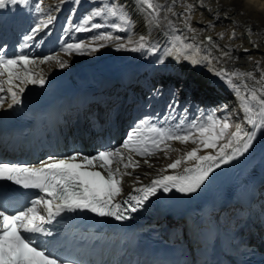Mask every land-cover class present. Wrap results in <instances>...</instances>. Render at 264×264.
Wrapping results in <instances>:
<instances>
[{
    "label": "bare ground",
    "instance_id": "6f19581e",
    "mask_svg": "<svg viewBox=\"0 0 264 264\" xmlns=\"http://www.w3.org/2000/svg\"><path fill=\"white\" fill-rule=\"evenodd\" d=\"M37 2L38 0H29L28 6L12 5L9 12H0V47L15 44L20 52L21 45L24 43V36L29 29L38 23L41 18L46 17L48 14L53 15L55 17L54 22L38 33L33 41H29L30 46L23 48L22 52L37 58L58 54L62 59L68 61V66L63 69L59 68L55 62L39 66L43 70L46 82L43 86L27 85L21 97V104L31 109L33 105H36L34 94L44 92L49 96L56 114L62 112L57 117L58 121L61 120V130L64 132L62 140L58 137L54 139L53 134H50L49 141L53 145L48 151H44V147H38L39 145L36 144L35 149L41 154H38L39 157L36 156L35 162L47 161L49 157L64 158L77 152L91 156L103 149L115 150L122 146L124 132V138H127L128 130L125 131V127L131 124L127 122L131 121L129 117L132 114H136V118L140 120L151 118L153 122H160L157 113L162 109V103L153 105L147 110L143 97L134 101L131 100L134 87L139 85L138 83L142 84H140L142 91L147 89L146 92H150V89L154 87L153 80L148 79L149 76L146 75L150 72L156 73V76L160 73L169 76L172 72L177 73L179 69L182 70L184 74L182 79L185 82L187 81L189 88L194 91L193 94L196 95L197 103H199L198 107L202 110L198 114L206 111L210 95L220 93L228 100L219 111L228 113L233 124L240 123L246 130L250 128L242 122L243 113L239 109L240 101L233 90L224 81L216 77L208 66L203 64L192 66L188 62L178 64L174 57L166 55L165 49L170 46L168 43L170 37L164 34L168 31V28L167 22L162 19L165 14L163 11H161L162 22L157 26L148 22L149 17L140 7L138 0H115V3L122 6L130 17L132 25L130 32L117 31L116 35L125 39L128 36L138 39L140 35H143L149 45H155L158 48L156 53H150L147 50L138 52L117 50L113 42H108L107 46L96 52L89 53L86 51L87 53L82 55L73 54L68 56L63 53V45L75 42L77 37V32L73 30L74 21L69 28L62 26L63 12L68 11L70 0L65 1L60 9L57 8L59 7L57 3L43 0V7L46 9L43 17L34 11V4ZM155 2L163 5L165 9L172 6L176 16L169 14V19L173 20L178 26L179 31L177 34L184 31L182 27L183 14L186 6L191 5L192 9L188 15L190 16L191 26L199 33L198 41L204 40L207 36H212L214 43L231 53V60L222 61L223 67L230 71L237 69L240 71H254L256 78L259 79L260 71H264V0H252L251 3L246 2V0H175L174 4L173 0H155ZM9 22L11 25L14 24L16 28L20 27L19 30L15 31L10 28ZM233 33L235 34L234 37ZM190 36L191 34H189ZM76 40H84L85 43L90 42L86 35H80ZM188 42H191V40L189 39ZM244 49H248L250 52L244 54ZM213 55H220L219 48L213 49ZM159 59L165 60V63H158L153 66L151 62H158ZM142 70L145 71L144 75H142ZM248 83L252 84L253 81H248ZM206 93L209 95L207 96ZM101 94L106 95L104 96L105 99L100 97ZM81 96L89 98L88 106H91L94 102L96 103L95 100L99 98L98 101H100L101 112L103 113L107 110L118 111L110 120L112 124L107 131L104 127H100L104 118L103 115L100 116L99 114H96L95 122L92 125H90V122L87 123L85 119L89 128L86 129L87 125L84 123L78 125L81 128L79 130L81 133L74 134L70 131L71 116L77 108L74 106ZM141 105L143 106L142 109L137 110L136 107ZM132 106L134 107L133 110ZM12 108L7 107L6 101L4 107L0 108V114H5ZM81 108L79 107V110ZM86 109L84 108L83 111L86 112ZM34 112L36 115L45 114L44 111L40 112V109ZM67 116L69 121L66 119ZM197 116V114L194 116L184 112L183 117L178 119L176 124L178 125V122L183 120L184 124L181 127L186 128L190 121L197 119ZM120 125H122L121 128H119ZM158 126L167 127L164 123ZM86 130L87 133L91 130V133L87 135ZM119 130H121L120 135L117 136ZM94 134L103 137L102 141H95L96 139L94 140L92 137ZM79 135H81L79 140H85L86 142L87 139V142H89L87 147L85 146L83 149L76 148L70 145L69 142V140H76ZM2 140L3 136L0 133V154L31 160L32 153L30 149L14 150L10 147L12 145L11 141L7 144V148L1 145ZM168 144L172 145V152L167 150L163 153L155 168L144 166L141 168L143 172L139 174L134 173L132 169H128L132 172V175L122 177V192L117 198L130 192L133 186L150 184L151 180L158 175L179 176L183 174L185 167L194 166L195 161H187L182 162L176 169H167L165 172H161V169H166L169 163L176 160L175 157L182 159L186 152L193 147H197V145L191 143L181 144L177 141H169ZM199 154L203 155L205 153L201 151ZM41 157L44 158L38 160ZM149 158L134 156V159L139 162L144 163V160L147 159L151 164ZM31 163H34V161L31 160ZM97 170L100 169L97 168ZM121 170L123 171V169ZM137 177L139 178L138 183ZM251 182L259 186L256 193H254V197L249 201L241 200L240 190H244L245 186L248 189ZM217 189L223 192L226 207L222 211H214L208 216L201 207V203L209 193ZM193 204H197L198 207L192 215L171 211L165 217H163L164 214L157 217L164 223L172 236L180 238L181 242L186 245V258L191 264H208L206 260L201 258L200 254L205 248L211 251L217 244V234L214 227H212L214 221L225 227L235 248L238 247L241 240L247 241L252 237L264 238V131L257 133V138L249 152L215 169L210 174L209 179L196 192L174 193L168 202V207L169 210L186 209ZM197 215L207 217L206 223L191 228ZM234 253V250H228L229 255ZM111 260L112 258L106 255L104 258L98 259L100 264H110Z\"/></svg>",
    "mask_w": 264,
    "mask_h": 264
},
{
    "label": "snow or ice",
    "instance_id": "6c2138e0",
    "mask_svg": "<svg viewBox=\"0 0 264 264\" xmlns=\"http://www.w3.org/2000/svg\"><path fill=\"white\" fill-rule=\"evenodd\" d=\"M74 3L78 4L79 0H74ZM138 3L149 17L150 24L159 26L162 22L161 11L165 13L162 19L167 22L168 31L164 34L170 37V46L165 49L166 55L174 57L178 64L188 62L192 66H208L216 77L233 90L240 101L242 122L250 128L246 130L240 123L233 124L229 118L220 119L213 114H209L203 121H190L186 128L181 127L184 124L181 120L175 129L158 126L162 121L153 122L151 118H144L127 134L122 146L115 150L98 151L91 156L77 152L59 159L49 157L39 166L0 163V181L11 182L23 189L38 190L32 194L36 198L31 199L30 206H27L29 194L19 193L8 183L0 184V196L4 197L0 200V264H63L56 254L55 242L42 239L53 235L46 225H52L61 213L80 210L124 220L129 218L128 212H136L158 191L167 193L175 189L180 193H194L215 169L249 152L257 133L264 131V71H260L257 79L254 71H230L223 67L222 61L231 60V53L214 43L212 36L198 41L199 33L191 26L188 15L191 5L186 6L183 14L184 31L177 34L178 26L169 19V14L176 16L172 6L165 9L155 0H138ZM28 4L29 0H0V9L8 5ZM34 11L44 16L46 9L43 0L34 4ZM95 18H112L113 22L107 27L114 31L130 32L132 29L131 20L122 6L103 4L94 9L74 30L86 32L104 28V23L93 22ZM54 20L55 17L48 14L32 26L24 36L19 54L8 57L0 48V108L4 107L6 101L8 108L19 105L27 85H44L45 76L39 66L50 62H55L61 69L68 66V61L58 54L37 58L22 52L23 48L30 46L28 42L33 41ZM117 20L119 23L115 22ZM189 39L191 42H188ZM108 42H113L117 50L158 51L155 45H149L143 35L138 39L131 36L125 39L113 35L111 31L98 32L88 43H65L62 50L68 56L82 55L86 51L96 52L107 46ZM217 48L219 56L213 55V49ZM158 63L164 64L165 60L159 59ZM248 81L253 83L249 84ZM169 108L173 106L170 104ZM166 119H175V116L170 112ZM169 141L191 143L197 147L160 171L176 169L187 161H195L194 166L185 167L179 176L158 175L150 184L133 186L128 199L118 202L116 197L122 192V177L132 175L128 169L134 171L140 166L134 156L150 157L157 151L166 152ZM201 151L205 154H199ZM144 163L152 167L147 159Z\"/></svg>",
    "mask_w": 264,
    "mask_h": 264
},
{
    "label": "rangeland",
    "instance_id": "374dc122",
    "mask_svg": "<svg viewBox=\"0 0 264 264\" xmlns=\"http://www.w3.org/2000/svg\"><path fill=\"white\" fill-rule=\"evenodd\" d=\"M47 1H49V0H47ZM50 1L57 3V5L59 6L57 8L60 9V8H62L65 1H67V0H50ZM38 2H39V0H38ZM70 3L71 4H69L68 11L63 12L64 19L62 22V26L68 27V28L70 27V24L74 23V22H75L74 26L72 25L74 28L76 26L81 25L83 23L84 18H86L98 6H101L103 4H116L115 0H79L78 4L74 3V0H70ZM93 22L104 23L105 27L98 29V30H92V31H86V32H77V37L80 35L81 36L86 35V38L88 37V39L91 41L92 38L98 32L111 31V32H113V35H116L117 31H113L111 28L107 27L108 24L113 22L112 18H109L108 20H103L102 18H95ZM115 22L119 23L118 20ZM74 28H73V30H74ZM114 32H115V34H114ZM77 37H76V39H77ZM76 39H75V42H73V43H76V41L77 42L84 41V40H76ZM243 51H245V52H243ZM243 51L242 52L244 54H248L250 52L248 49H244ZM85 53H87V52H85ZM151 63H153V66H155V64H158V62H155V61L151 62ZM170 74H169V76L167 74H164V73H160V74H158V76H156V73H154V72H150L149 74H146L147 76H149L148 79H150L151 81L153 80L152 82H153L154 87L153 88L151 87L153 90L150 89V91H152V92H149L146 95V97L144 96V102H145L147 107H151V105H154V104L162 103V110H160V112L158 113L157 116H158V119L160 121H162L167 127H172L173 129H175L177 126L176 122L178 121V119H181L183 117L184 112H185V114H191L194 116L197 114L198 115L197 119H196L197 121H201L202 119L205 120L209 114H213L215 117L220 118V119L227 117L231 120L228 113L223 112V111L222 112L219 111V110H221L220 108H222V106L224 107V105L227 103V100H228L227 97H225L224 95H222L220 93H218V95H210L208 97L209 105H208L206 111L201 112L202 114H200V113L198 114V112L202 111V110H200L198 107L199 103H197L196 95L193 94L194 91H192L189 88L188 82L187 81L185 82L182 79L184 76L182 70L179 69L177 73L172 72ZM142 75H144V74L142 73ZM138 84L139 85L134 87L135 88L134 94L139 98L140 96L145 94V90L142 91V89H140V88H142L141 87L142 84L141 83H138ZM206 95L208 96L209 94L206 93ZM131 100L134 101L137 99H136V97L134 98V95H133V97L131 96ZM170 104L173 106V108H171V109L169 108ZM141 107L142 106H139L138 110L141 109ZM170 112L173 116H175V119H166V117L169 115ZM90 116L92 117V115H90ZM131 120H132V123L130 120H129V122H127V123H131V126L129 128L126 127V129H125V131L128 130L127 131L128 133L130 132V129L133 126L135 127L140 121L139 119H136L135 114L131 115ZM124 137H125V134L123 135L122 140L124 139ZM168 150L170 152H172V145L171 144L169 145ZM163 153H165V152L157 151L153 157L150 156L149 161L151 162V165L153 168L156 167V164H158L159 158L163 155ZM139 158H141V157H139ZM175 158L177 159V157H175ZM139 163H140V166L134 170V173H136V174L143 172L141 168H143L144 166L148 167V165L143 163V162H139Z\"/></svg>",
    "mask_w": 264,
    "mask_h": 264
},
{
    "label": "clouds",
    "instance_id": "9594fccd",
    "mask_svg": "<svg viewBox=\"0 0 264 264\" xmlns=\"http://www.w3.org/2000/svg\"><path fill=\"white\" fill-rule=\"evenodd\" d=\"M246 2H248V3H251V2H252V0H246Z\"/></svg>",
    "mask_w": 264,
    "mask_h": 264
}]
</instances>
